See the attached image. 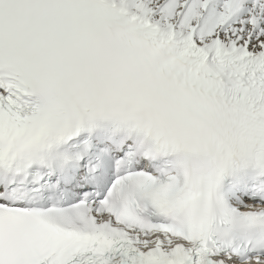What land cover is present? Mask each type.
I'll return each mask as SVG.
<instances>
[{
	"label": "snow or ice",
	"instance_id": "1",
	"mask_svg": "<svg viewBox=\"0 0 264 264\" xmlns=\"http://www.w3.org/2000/svg\"><path fill=\"white\" fill-rule=\"evenodd\" d=\"M0 264H264V0H0Z\"/></svg>",
	"mask_w": 264,
	"mask_h": 264
}]
</instances>
